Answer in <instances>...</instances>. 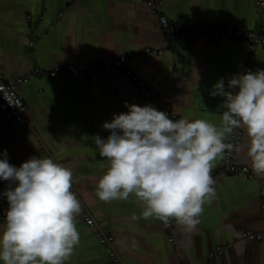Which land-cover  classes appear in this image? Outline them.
<instances>
[{
  "label": "crops",
  "instance_id": "obj_1",
  "mask_svg": "<svg viewBox=\"0 0 264 264\" xmlns=\"http://www.w3.org/2000/svg\"><path fill=\"white\" fill-rule=\"evenodd\" d=\"M160 1L177 25L264 28L257 0ZM144 48L151 51L142 54ZM121 55L127 56L126 68L158 93L176 120L203 118L217 126L223 97L209 95L213 85L223 78L227 90L228 80L244 67L264 69V47L245 41H167L145 0H0V74L9 83L29 76L19 86L28 122L9 121L0 113V153L6 151L8 163L17 168L37 156L73 169L72 188L82 207L76 220L80 243L66 264H110L111 253L120 264H264V242L242 236L264 231V175L252 170L246 147L237 153V163L248 166L254 177L226 173L218 159L212 170L215 197L204 204L192 232L175 222L167 233L155 217L133 220L143 210L134 196L110 203L96 197L97 181L109 163L93 137L107 139L110 132L102 125L127 113L125 102L159 110L158 105L120 69L100 77L36 78L30 73L67 64L104 65ZM247 142L243 130L240 145ZM5 182L8 190L17 186ZM3 225L0 220V232ZM96 232L113 240L100 243Z\"/></svg>",
  "mask_w": 264,
  "mask_h": 264
},
{
  "label": "clouds",
  "instance_id": "obj_2",
  "mask_svg": "<svg viewBox=\"0 0 264 264\" xmlns=\"http://www.w3.org/2000/svg\"><path fill=\"white\" fill-rule=\"evenodd\" d=\"M209 95L223 97L219 126L203 118L173 120L152 105L125 102L128 112L102 125L110 132L107 139L93 137L109 163L96 197L110 203L134 196L143 210L133 220H175L192 232L204 204L215 197L211 173L226 150L240 153L246 147L252 170L264 175V69L232 76L227 90L220 78ZM237 129L245 131L246 145L225 142ZM0 156V180L17 183L3 193L9 207L0 262L66 264L80 243L76 220L82 207L72 190L73 169L37 156L17 168L6 151Z\"/></svg>",
  "mask_w": 264,
  "mask_h": 264
},
{
  "label": "built area",
  "instance_id": "obj_3",
  "mask_svg": "<svg viewBox=\"0 0 264 264\" xmlns=\"http://www.w3.org/2000/svg\"><path fill=\"white\" fill-rule=\"evenodd\" d=\"M146 6L155 14L157 18L158 27L163 32V35L167 41L176 39L178 37L199 38L203 37L207 40L218 39H234L239 41H245L251 47L262 46L264 47V28L258 30H239L231 27H216V26H203V25H177L170 18H168L162 9V3L160 0H145ZM256 5L259 12L264 15V0H257ZM150 48H144L141 53L145 54L150 52ZM127 56L121 55L116 60L106 63L104 65L98 64H67L54 67L51 70H39L33 69L30 75L36 78H66L68 76H83V77H100L108 74L114 70H122L123 74L128 78L130 84L139 91L143 96L153 100L160 111L169 115L170 119L176 120V115L170 110V107L165 104L159 97L158 93L150 87H147L145 82L133 74L126 68ZM249 70L248 67L242 69V73H246ZM29 80V76H22L17 78L13 83H9L0 74V113L9 120L19 124L26 125V107L22 95L19 92V86L26 83ZM243 138V129L234 130V133L229 137L228 143L241 144ZM220 169L229 174H241L247 179H252L253 171L246 165L237 163V152H225L224 158L221 159ZM213 171L211 175L213 176ZM8 190V185L4 180H0V220L5 223L6 212L8 210V203L3 193ZM73 190V188H72ZM74 192V190H73ZM75 193V192H74ZM263 195L264 192L262 191ZM77 196V195H76ZM78 198V197H77ZM80 201V200H79ZM262 210L264 211V200L260 203ZM84 222L89 226H94L93 219L87 215H83ZM161 221V220H160ZM175 220L170 221L165 225L161 221L162 227L170 233ZM96 236L100 243H110L113 237L110 235H101L96 232ZM245 238H250L257 241L264 242V231L251 232L245 231L242 233ZM169 241H172L171 236L168 237ZM217 250L219 247L216 248ZM112 260L110 264H120L117 257L111 253ZM212 256V254H210ZM204 264H207L204 263Z\"/></svg>",
  "mask_w": 264,
  "mask_h": 264
},
{
  "label": "rangeland",
  "instance_id": "obj_4",
  "mask_svg": "<svg viewBox=\"0 0 264 264\" xmlns=\"http://www.w3.org/2000/svg\"><path fill=\"white\" fill-rule=\"evenodd\" d=\"M25 84V83H24Z\"/></svg>",
  "mask_w": 264,
  "mask_h": 264
}]
</instances>
